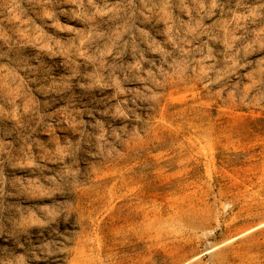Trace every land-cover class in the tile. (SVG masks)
Here are the masks:
<instances>
[{
  "label": "rangeland",
  "instance_id": "obj_1",
  "mask_svg": "<svg viewBox=\"0 0 264 264\" xmlns=\"http://www.w3.org/2000/svg\"><path fill=\"white\" fill-rule=\"evenodd\" d=\"M0 264H264V0H0Z\"/></svg>",
  "mask_w": 264,
  "mask_h": 264
}]
</instances>
